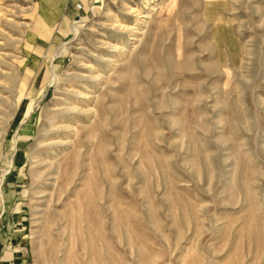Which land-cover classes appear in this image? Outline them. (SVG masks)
<instances>
[{
    "label": "rangeland",
    "instance_id": "1",
    "mask_svg": "<svg viewBox=\"0 0 264 264\" xmlns=\"http://www.w3.org/2000/svg\"><path fill=\"white\" fill-rule=\"evenodd\" d=\"M2 257L264 264V0H0Z\"/></svg>",
    "mask_w": 264,
    "mask_h": 264
},
{
    "label": "crops",
    "instance_id": "2",
    "mask_svg": "<svg viewBox=\"0 0 264 264\" xmlns=\"http://www.w3.org/2000/svg\"><path fill=\"white\" fill-rule=\"evenodd\" d=\"M71 0H68V2L70 3ZM73 3L71 2V7L68 8L67 12H69L70 10L73 9ZM15 263V262H14ZM13 261L10 260V257H2L0 258V264H14Z\"/></svg>",
    "mask_w": 264,
    "mask_h": 264
},
{
    "label": "bare ground",
    "instance_id": "3",
    "mask_svg": "<svg viewBox=\"0 0 264 264\" xmlns=\"http://www.w3.org/2000/svg\"><path fill=\"white\" fill-rule=\"evenodd\" d=\"M229 43H230V45H231V47H232V49H233V56L236 57V55H237V50H236V48H237V43H236L235 40H233L232 37L230 38Z\"/></svg>",
    "mask_w": 264,
    "mask_h": 264
},
{
    "label": "built area",
    "instance_id": "4",
    "mask_svg": "<svg viewBox=\"0 0 264 264\" xmlns=\"http://www.w3.org/2000/svg\"><path fill=\"white\" fill-rule=\"evenodd\" d=\"M77 6H78V8H82V4H80V3Z\"/></svg>",
    "mask_w": 264,
    "mask_h": 264
}]
</instances>
